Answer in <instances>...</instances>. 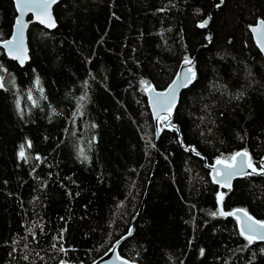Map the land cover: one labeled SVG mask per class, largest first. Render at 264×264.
Returning <instances> with one entry per match:
<instances>
[{"label":"trees","instance_id":"trees-1","mask_svg":"<svg viewBox=\"0 0 264 264\" xmlns=\"http://www.w3.org/2000/svg\"><path fill=\"white\" fill-rule=\"evenodd\" d=\"M220 3L62 0L54 30L30 25L19 66L1 47L14 0H0V264H93L120 241L132 264H264V242L220 214L264 222V58L249 31L264 0ZM186 59L195 78L156 137L147 91ZM238 152L257 171L225 190L210 168Z\"/></svg>","mask_w":264,"mask_h":264},{"label":"water","instance_id":"water-1","mask_svg":"<svg viewBox=\"0 0 264 264\" xmlns=\"http://www.w3.org/2000/svg\"><path fill=\"white\" fill-rule=\"evenodd\" d=\"M61 1L62 0H56V3L52 4L51 7L47 9V13H45L44 9L41 7H34L29 10H24L23 2L21 3L20 8L18 9L17 0H14L16 18L12 27V33L10 38L1 44V47L8 59L16 62L19 66H24L28 62L29 47H28L27 34L30 25L35 24L49 31L54 30L57 26V20L54 15V7ZM32 2L35 4H41L43 0H32ZM222 5L223 2L220 3L217 9L220 8ZM38 13H40L39 16L37 15ZM18 19L21 20L22 24L24 25L22 41L18 31L20 27V25L17 24ZM41 20H43L44 23H41ZM205 22L206 23H204L203 25L205 28H208L209 18ZM261 22L264 21L262 20L257 21L254 26L250 27L249 31L251 33L255 46L257 47V49L264 58V49H262L261 47V45L264 44V37L260 36ZM50 24H54V26H49ZM253 28L257 29L256 33L252 31ZM206 40L207 41L211 40L210 32H208L206 36ZM8 41H12L13 43L11 45H8ZM10 49H12L11 52ZM14 56L18 58L14 59L13 58ZM21 61H23V63H21ZM193 64H194V60H192L191 63L184 62L180 66L176 77L174 78L172 83L167 87L166 90L156 91L153 88H150L151 91L149 90L147 91L148 104L155 123L156 137L159 135V129L157 125L158 120L169 114L171 111H173V109L175 108L178 102L181 91L185 89L192 82L191 79V82L188 83L187 86H182L186 76L191 78L193 73V70L191 68ZM189 69H191V71H189ZM171 90H174V92ZM158 94H165V95H160L158 99ZM173 96H174V100H173ZM233 163L235 164V169H227L226 168L227 164L224 163L221 164L216 163L210 168L213 182L225 190L231 187L234 180L242 176H245L250 172V167L248 166L249 164L248 156L237 157V159L233 161L231 164ZM241 167L243 168V171L242 172L237 171ZM228 171H237V174L232 175L229 178L227 176ZM233 213H235V215L233 216L237 219L238 228L241 233V225L247 220V217L243 215V212H238L237 210L234 211ZM261 231L264 232V230ZM132 232H133V226L131 227L130 232L126 238L130 237L132 235ZM253 240H256L257 242H264V240L255 237H253ZM120 242H117L116 245L113 247V249H111L107 254L99 258L93 264H132L118 254L116 247L120 244Z\"/></svg>","mask_w":264,"mask_h":264},{"label":"snow or ice","instance_id":"snow-or-ice-1","mask_svg":"<svg viewBox=\"0 0 264 264\" xmlns=\"http://www.w3.org/2000/svg\"><path fill=\"white\" fill-rule=\"evenodd\" d=\"M22 2H23L24 10H29V9L34 8V7H41L44 9L45 13H47V9L50 8L52 4L56 3V0H43V2L41 4H35L32 2V0H17L18 9L20 8V5ZM221 2H223V0H221ZM217 6H219V5H217ZM37 15L39 16L40 13H38ZM41 23H44V21L41 20ZM17 24L20 25L18 31H19V35H20V38L22 41L24 25L22 24V21L19 19L17 20ZM49 26H54V24H50ZM203 26L204 25L202 24L201 27H203ZM252 31L254 33H256L257 29L253 28ZM260 36L264 37V22H261V25H260ZM12 43H13L12 41H8V45H11ZM8 45H6V46H8ZM261 47H262V49H264V44H262ZM11 51H12V49H10V52ZM13 58L15 59L18 57L14 56ZM21 63H23V61H21ZM185 63H191V61L186 59ZM189 71H191V69H189ZM194 78H195V73H192L191 78L186 76L185 80L183 81L182 86H187V84L191 82V79H194ZM149 91H151V89H149ZM171 91L174 92V90H171ZM160 95H165V94H158V99H159ZM173 100H174V96H173ZM81 155H83V153H81ZM241 156H247V152H242V153L238 152L234 156H232L230 159L232 161H235L237 159V157H241ZM20 157L21 158L25 157V153L23 151V148L20 151ZM221 163H224V162L221 160H217V164H221ZM248 166L252 168L253 172L257 171L256 168L251 164L250 158H249ZM226 168L227 169H235V164L234 163L233 164H227ZM237 171L242 172L243 168L241 167ZM237 171H228L227 176L230 178L232 175L237 174ZM261 173L264 174V165L261 166ZM218 199H222V198L218 197ZM237 211L243 212V215L245 217H247V220L241 225V235L244 236L246 240H248L249 244L252 243L253 237L264 240V232L261 231V230H264V222L254 220L244 210L238 209ZM220 214L221 215H235V213H224L222 210L220 211ZM213 215H215V213H213Z\"/></svg>","mask_w":264,"mask_h":264},{"label":"bare ground","instance_id":"bare-ground-1","mask_svg":"<svg viewBox=\"0 0 264 264\" xmlns=\"http://www.w3.org/2000/svg\"><path fill=\"white\" fill-rule=\"evenodd\" d=\"M7 41V40H6ZM210 173H211V170H210Z\"/></svg>","mask_w":264,"mask_h":264}]
</instances>
